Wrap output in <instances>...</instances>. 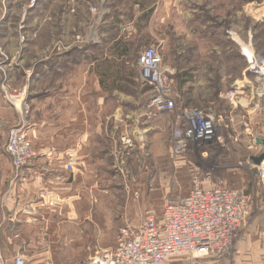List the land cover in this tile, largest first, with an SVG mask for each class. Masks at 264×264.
<instances>
[{
	"label": "rangeland",
	"instance_id": "1",
	"mask_svg": "<svg viewBox=\"0 0 264 264\" xmlns=\"http://www.w3.org/2000/svg\"><path fill=\"white\" fill-rule=\"evenodd\" d=\"M148 47H157L163 64L175 72L174 91L183 98H176L178 108H210L228 116L220 96L233 82L258 76L248 72L251 58L262 61L264 74V0H0V253L5 264L16 255L8 248L11 237L6 238L4 230L9 227L2 219L4 202L17 185L5 153L8 131L26 112L33 156L24 170L41 159L40 153L58 154L65 125L50 113L32 118L33 105L48 104L42 98L49 100L46 97L55 92H60L57 103H83V129H101L88 119L97 113L115 119L112 125L108 122L115 143L109 169L112 201L104 205L93 194H84L82 213L86 223L93 209H113V220L94 221L99 229L114 227L112 237L100 238L108 247L116 246L122 226L137 225L148 214L160 217L169 200L186 196L197 172H210L249 197L246 222L264 212V187L257 186L255 170L247 161L250 144L238 113L231 115L227 129L221 128L222 144L192 147L183 161L173 160L172 116L155 114L149 108L152 94L140 84L137 61ZM50 67L62 74L34 88L40 72ZM57 81L78 87L64 92L56 89ZM100 102L104 104L97 108L90 105ZM258 108L256 119H261L264 105ZM121 135L131 140L127 149L119 142ZM234 136L237 141H232ZM18 187V197L26 195ZM29 238L33 237L27 233L16 234L12 243L16 241L22 252ZM58 239L41 238L43 244L53 245L66 238ZM187 261L197 260L186 256L165 264Z\"/></svg>",
	"mask_w": 264,
	"mask_h": 264
},
{
	"label": "crops",
	"instance_id": "2",
	"mask_svg": "<svg viewBox=\"0 0 264 264\" xmlns=\"http://www.w3.org/2000/svg\"><path fill=\"white\" fill-rule=\"evenodd\" d=\"M114 48H120V45L116 44ZM40 74L34 88H37L39 82L43 83L53 76L61 75L62 72L50 67L44 68ZM55 83L56 89L58 90L59 87L64 92L73 91L78 87V84L61 85V81ZM260 83L258 76L246 77V88L241 97L242 107L239 109V111L249 112V126L257 137L264 136V115L257 120L251 110L259 103L264 105V92H259L264 88ZM58 93L60 92H55L53 96L48 95L46 98L49 100L38 97L48 101V104L45 102L37 107L33 105L32 118L35 116L42 118V115L48 113L52 118H58L60 123L65 125L61 127L60 130L63 133L59 135L62 145L56 150L58 154L46 151L40 153V160L37 159L26 170L23 169L22 179L13 181L17 185L12 187L10 196L4 202L2 209V219L9 227L4 230V234L6 238L11 237L8 248L31 264H87L94 253L112 248L108 247V243L100 241V238L108 239L115 233L112 225L99 229L94 223V221L113 220L115 212L112 208L110 211L108 207L104 210V206L93 209V216L90 220H86V223H83L82 217L84 194L90 198H92L90 194H93L99 203L104 205L112 201L113 192H110L112 189L110 186L113 184L109 181V169L114 165L112 152L115 143L114 135L108 131V122L110 121L112 125L115 119L113 116L101 117L97 113L96 118L89 116L88 119H91V125L93 121L98 122L97 125H100L101 129L93 126H90V131L88 128L83 129L81 126L84 116L83 103L77 100L57 103ZM176 98L183 102V98L177 94ZM103 104V102L90 103L94 105V108ZM103 123L105 126L102 125ZM71 126L78 129L71 133L73 129ZM123 138H129V136L121 135L119 138L122 147L127 149L121 142ZM232 141H237V136H234ZM261 146L262 144L256 143V146L248 149L249 153L262 149L263 146ZM5 153H7L6 149ZM6 155L9 159V155ZM19 185L25 190L26 195L23 197H18ZM90 190H94L93 193ZM41 191L45 192L44 196L39 195ZM249 220L240 229L229 260L220 262L198 259L173 264H264V212L258 213L256 217H251ZM47 230L48 234H46ZM25 233L34 239H26L23 244L25 250L20 252L19 245L16 241L12 243V239L16 234L25 235ZM117 235L118 230L116 237ZM44 236L66 239L63 243L56 245L43 244L41 238Z\"/></svg>",
	"mask_w": 264,
	"mask_h": 264
},
{
	"label": "built area",
	"instance_id": "3",
	"mask_svg": "<svg viewBox=\"0 0 264 264\" xmlns=\"http://www.w3.org/2000/svg\"><path fill=\"white\" fill-rule=\"evenodd\" d=\"M261 63L259 58H251L248 72L263 77L261 83L264 88ZM137 65L140 83L152 94L149 108L155 114L172 116L173 160L183 161L192 147L222 144L219 132L221 128H228L227 124L233 119L231 115L236 113L241 116L250 144L248 149L256 146V140L264 141L263 135L257 137L252 134L248 112L239 111L245 82H233L230 89L220 96L229 110L228 116H224L226 114L210 108L177 107L173 85L175 72L163 64L157 47L144 49ZM259 111L258 105L251 110L253 116ZM25 122L26 112L8 131L6 152L11 159L13 181L22 179L23 169L33 156ZM121 142L125 147L131 144L129 138H123ZM262 154L264 146L247 159L255 170L259 187H264V160L256 165L254 159ZM248 204L249 197L232 189L224 180L215 178L210 172H197L186 196L169 200L160 217L148 214L137 225L122 226L116 246L94 253L87 264H165L172 258L186 256L192 260H225L232 253L239 231L249 216ZM12 262L31 264L17 254ZM0 264H5L1 253Z\"/></svg>",
	"mask_w": 264,
	"mask_h": 264
},
{
	"label": "water",
	"instance_id": "4",
	"mask_svg": "<svg viewBox=\"0 0 264 264\" xmlns=\"http://www.w3.org/2000/svg\"><path fill=\"white\" fill-rule=\"evenodd\" d=\"M257 144H262V146H264V141L261 140H256ZM264 160V154H262L260 157L254 159V163L256 165L260 164L262 161ZM8 264H13V262H9Z\"/></svg>",
	"mask_w": 264,
	"mask_h": 264
},
{
	"label": "bare ground",
	"instance_id": "5",
	"mask_svg": "<svg viewBox=\"0 0 264 264\" xmlns=\"http://www.w3.org/2000/svg\"><path fill=\"white\" fill-rule=\"evenodd\" d=\"M241 43H242V42H241ZM243 45H244V44H243ZM243 45H242V46H243ZM240 47H241V46H240ZM242 49H244V48H242ZM249 52H250V50H249ZM253 55H254V54H253Z\"/></svg>",
	"mask_w": 264,
	"mask_h": 264
},
{
	"label": "trees",
	"instance_id": "6",
	"mask_svg": "<svg viewBox=\"0 0 264 264\" xmlns=\"http://www.w3.org/2000/svg\"><path fill=\"white\" fill-rule=\"evenodd\" d=\"M183 107H187V106H183Z\"/></svg>",
	"mask_w": 264,
	"mask_h": 264
}]
</instances>
